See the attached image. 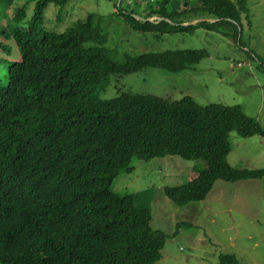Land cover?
Here are the masks:
<instances>
[{
	"label": "trees",
	"instance_id": "obj_1",
	"mask_svg": "<svg viewBox=\"0 0 264 264\" xmlns=\"http://www.w3.org/2000/svg\"><path fill=\"white\" fill-rule=\"evenodd\" d=\"M67 1L39 0L31 18L30 3L0 14V264H157L168 237L153 230L145 193L111 190L121 172H132L134 159L203 162L185 185L164 189L178 207L200 203L219 181L264 179V170L228 162L232 133L264 139V129L239 106L126 93L101 99L113 75L180 73L209 54L119 59L95 14L63 33L44 30L48 3L63 9ZM13 2L0 0V8ZM143 12L117 14L134 33L156 37L221 29L241 42L244 24L253 27L247 0H152ZM219 264L244 263L221 254Z\"/></svg>",
	"mask_w": 264,
	"mask_h": 264
},
{
	"label": "rangeland",
	"instance_id": "obj_2",
	"mask_svg": "<svg viewBox=\"0 0 264 264\" xmlns=\"http://www.w3.org/2000/svg\"><path fill=\"white\" fill-rule=\"evenodd\" d=\"M38 1L16 0L5 12L0 8V14L10 15L14 8L30 3L27 13L31 18ZM247 1L253 27L249 30L244 24L241 42L221 29L162 37L134 33L117 14L120 9L148 14L143 11L152 0H68L63 9L49 2L42 28L63 33L73 23L95 14L104 18L106 47L119 59L170 50H205L209 56L184 72L145 69L127 76L113 75L99 97L110 100L126 93L174 102L190 97L202 107L239 106L264 129V0ZM178 6L174 4L171 9ZM155 20L149 21L158 22ZM230 141L231 167L264 170L263 138H242L232 133ZM198 166L204 168L205 164L179 157L150 162L134 159L130 164L133 171L121 172L111 190L120 196L145 193L143 200L152 212L153 230L168 237L157 264H219L221 254H234L244 264H264V179L232 184L219 181L205 201L174 205L164 189L185 185L193 169H200Z\"/></svg>",
	"mask_w": 264,
	"mask_h": 264
}]
</instances>
